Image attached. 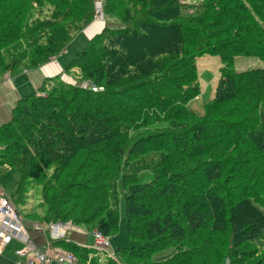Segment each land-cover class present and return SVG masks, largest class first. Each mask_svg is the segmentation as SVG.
<instances>
[{"label":"trees","instance_id":"1","mask_svg":"<svg viewBox=\"0 0 264 264\" xmlns=\"http://www.w3.org/2000/svg\"><path fill=\"white\" fill-rule=\"evenodd\" d=\"M184 1L104 0L121 27L105 28L70 63L74 84L48 80L0 128L9 169L0 184L21 215L26 187L55 170L31 222H72L111 239L124 214L133 246L116 260L57 243L83 264H249L259 252L264 68L238 72L235 60L264 63V0H202L192 13ZM95 2L0 0V77L63 55L94 22ZM205 55L223 67L199 115L189 104L202 94L196 60Z\"/></svg>","mask_w":264,"mask_h":264},{"label":"rangeland","instance_id":"2","mask_svg":"<svg viewBox=\"0 0 264 264\" xmlns=\"http://www.w3.org/2000/svg\"><path fill=\"white\" fill-rule=\"evenodd\" d=\"M200 2H202V0H185L184 3H186L188 6H191V8H189L188 12H193V8L196 7V4H199ZM192 6H194L192 8ZM48 9L47 8H43L40 12V14L47 16L48 15ZM38 22V20L36 21ZM98 24L101 25H105V22H99ZM39 26H36V29L38 30ZM45 30H41V32H44ZM89 34L88 33H80L78 34V36L76 37V39L69 45V47L66 50V54L61 56L59 60H61L63 63H66L67 67L70 65V63L72 61H74L78 55L84 50V48L86 47L87 43V39L86 36ZM91 35V34H90ZM94 36H90V40L93 38ZM196 65H197V74H198V80L200 85L202 86V94L201 96L196 99L195 101L191 102L190 108L191 110H193L195 113L201 115L205 112L206 110V104L210 102V100L214 99L215 93H216V88L218 85V81L220 79V70L223 67L222 64V60L220 58V56L217 55H205V56H201L196 60ZM257 68H264V63H262L261 60H259L258 58H253V57H238L235 60V69L238 72H243V71H247L250 69H257ZM60 80H65L67 79L70 82L75 83L76 80V76L75 73H69V75L63 74L62 77L59 78ZM145 131H141V133H144ZM138 134L136 133L135 136H137ZM149 158V160L153 161V156H147ZM155 159V158H154ZM5 165V164H4ZM2 164H0V170L4 171V170H9L7 167H5ZM55 170H52L51 172H48V176L46 178V180L43 182H41L40 186L39 185H30L26 187V192H25V200L26 204L24 207H22L24 205L21 206V210L23 211L24 209V213L19 212V214L22 217H25L26 219H28V217L33 218L34 217V211L36 212L38 209H40L38 206V204L40 203L39 198L40 193H42V189H43V185H49L52 183H49V179L51 177V175H54ZM142 179L146 180L145 182H148V180H150V178H153L152 174H147V175H143V177H141ZM43 184V185H42ZM8 194V193H7ZM22 203V202H21ZM17 205V204H16ZM18 207V206H17ZM45 208V205H43V209ZM25 210H33V213H29ZM30 212V211H29ZM32 216V217H31ZM29 220V219H28ZM67 224H70L71 227H76L72 222H68ZM47 226V225H46ZM42 227H45L44 225H42ZM87 231V230H86ZM96 231L91 232L95 233ZM109 238V237H107ZM220 238L223 237L220 236ZM110 240V244H111V252H113V254L116 256L115 252L117 249H121V248H125V247H131L133 246V243L128 239L127 236V222H126V218L123 214L122 218H121V230L119 232L118 235L114 236L113 238H109ZM68 243V242H67ZM94 246V245H93ZM256 246H258L259 248V252L257 254H254V258L253 260H251V262L249 264H257L258 262H260V264H263V258H264V233L262 235V237L256 242ZM16 247V245L14 246ZM19 246H17L16 248H18ZM92 247V246H91ZM63 248V247H61ZM65 249V248H63ZM68 252H71L67 249H65ZM15 254V252H14ZM94 254V253H93ZM95 254L97 256H100L99 254H97L95 252ZM94 254V255H95ZM170 254H172V251H167L163 254H161L158 258L162 259L165 258L166 256H169ZM156 257V258H157ZM104 260H106V258L103 256L102 257ZM117 258V257H116ZM117 262V261H116ZM83 263L80 260H78V264ZM84 264H89V263H84Z\"/></svg>","mask_w":264,"mask_h":264},{"label":"built area","instance_id":"3","mask_svg":"<svg viewBox=\"0 0 264 264\" xmlns=\"http://www.w3.org/2000/svg\"><path fill=\"white\" fill-rule=\"evenodd\" d=\"M94 21H106L104 11V0H96ZM83 88H90L93 92L98 89L88 83L82 85ZM102 90V89H101ZM71 228L70 224L56 222L45 227L34 224V229L47 235V242L43 246H37L23 227L22 217L15 207L12 199L0 184V242L4 246L15 247L16 264H78V259L72 252L61 248L57 243L68 242L67 232ZM94 239L93 251L106 259L116 260V256L111 252L109 238L101 232L92 233Z\"/></svg>","mask_w":264,"mask_h":264},{"label":"crops","instance_id":"4","mask_svg":"<svg viewBox=\"0 0 264 264\" xmlns=\"http://www.w3.org/2000/svg\"><path fill=\"white\" fill-rule=\"evenodd\" d=\"M104 22L105 25H101L98 24L99 22L94 21L82 32H89L86 36V42L90 41V36L95 37L101 34L105 28L121 27L113 21H108L107 17ZM65 54L66 52L63 55ZM61 56L53 58L47 64L38 69L25 70L14 76L5 74L0 77V128L8 125L13 120L14 110L20 101L38 95L40 88L48 80L59 79L63 76V74H66L67 65L59 60ZM62 81L74 84L67 79H63ZM34 224H36V222H31V220H28L25 217L23 218V227L27 231L30 238L37 246H43L48 240L47 235L36 231L34 229ZM67 240L71 244L80 247L82 250H93L94 239L91 233L81 227H71L67 232ZM14 246L15 244L12 246H4L0 242V264H16L17 258L14 254ZM80 261L83 262L82 260Z\"/></svg>","mask_w":264,"mask_h":264},{"label":"bare ground","instance_id":"5","mask_svg":"<svg viewBox=\"0 0 264 264\" xmlns=\"http://www.w3.org/2000/svg\"><path fill=\"white\" fill-rule=\"evenodd\" d=\"M19 212V211H18ZM23 221V220H22Z\"/></svg>","mask_w":264,"mask_h":264}]
</instances>
